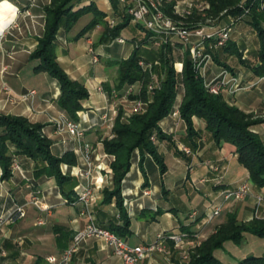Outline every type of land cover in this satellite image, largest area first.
Listing matches in <instances>:
<instances>
[{
    "label": "crops",
    "instance_id": "0c3cea01",
    "mask_svg": "<svg viewBox=\"0 0 264 264\" xmlns=\"http://www.w3.org/2000/svg\"><path fill=\"white\" fill-rule=\"evenodd\" d=\"M181 1L195 3L199 0H172L173 3ZM50 2L0 0V114L23 116L31 122L42 124L43 132L52 140L51 153L61 156L65 152H73L76 163L60 164L62 174L69 178L63 186L65 194H62L55 178L36 176L34 161L27 157H16L19 169H13L8 179H2L0 167V218H7L15 205H24L26 210L25 217L17 221L6 219L0 226V264H51L46 257H58L72 243L74 232L86 224V218L81 214V204L75 199L78 191L87 183L92 188L90 208L95 222L103 226L111 218L118 220L119 217L114 200L103 202L104 189L111 190L113 186L112 173L108 169L111 158L103 151L100 138L106 133L105 116L112 115L120 106V101L108 94L117 76L116 66L112 62L128 57L133 50V42L97 44L93 49L99 55L98 61L93 63L88 51L93 45L90 37L96 34L99 37L100 28L88 35H79L83 27L76 35H72L74 25L70 29H58L55 39L56 60L72 80L81 83L88 91V97L81 101L82 109L77 111L75 120L84 131L83 138L79 141L67 133L59 134L56 121L69 116L57 103L60 94L58 83L46 72H35L33 67L38 61L30 57L44 33V8ZM95 3L100 10L108 13L110 3L107 0H95ZM228 21L230 17L226 16L216 24H206L207 28H211L222 26ZM235 25L238 30L245 26L253 30L247 22H237ZM122 34L136 38L139 35L138 28L130 22ZM253 35L256 39L255 32ZM241 37L234 39L232 36L231 40L237 44ZM257 44L256 40L252 48L256 49ZM252 48L244 47V55L247 56ZM174 55V66L180 70L182 55L177 51ZM231 68L235 70L228 71L238 77L241 89L233 94L225 91L222 95L243 111L264 118V74L256 75L239 63ZM222 69L226 68L215 62L209 66L213 75ZM193 124L199 137L194 140L195 148H191V154L186 155L178 150L179 143L190 146L184 122L172 115L160 121L161 129L171 136L170 140L157 143V151L162 155L166 168L164 172L160 171L151 155L145 154L141 160L145 179L139 161L132 159L121 184L123 208L130 219V234L123 238L130 244L151 242L156 233L177 232L182 226L188 231L200 233L215 229L223 217L207 221L211 203L214 205L222 201L221 190L235 188L248 177L246 169L236 159L233 146L215 144L205 132L202 120L193 118ZM254 130L264 140V123L256 125ZM84 142L91 146L92 169L88 176L80 155ZM226 150L229 152L228 157ZM179 165L186 166L188 174L190 171L196 172L195 177L185 175L179 181L174 180L171 171ZM33 190L37 191L38 202L48 207L47 211L41 212L29 203ZM145 190L148 193H144ZM188 190L192 198H200L197 207H188L179 198ZM252 192L263 194L264 188L252 186ZM224 209L221 215L234 209L237 217L246 221L252 217L254 200L247 198L239 203H229ZM179 212L184 214L183 219L179 217ZM189 212H195V217H188ZM261 212L264 213V205L261 206ZM39 215L44 220L42 225L35 223ZM244 240L242 247L232 241H225L222 247L214 250L215 258L220 264H239L245 256L264 257V238L244 233ZM70 264H120V260L102 240L91 237L80 242ZM141 264L163 263L161 256L154 254Z\"/></svg>",
    "mask_w": 264,
    "mask_h": 264
},
{
    "label": "trees",
    "instance_id": "16d2710c",
    "mask_svg": "<svg viewBox=\"0 0 264 264\" xmlns=\"http://www.w3.org/2000/svg\"><path fill=\"white\" fill-rule=\"evenodd\" d=\"M107 1L113 10L112 16L120 19L113 27H107V12L100 10L95 0H51L50 4L44 8V33L30 56L31 59L38 61L33 67L35 72H46L57 81L60 90L57 103L71 119L76 120L77 111L82 109L81 101L88 97V91L81 83L72 80L56 60L55 39L58 29L60 27L70 29L82 15L90 13L91 19L83 26L79 35L85 34L96 25H103L102 37L107 39L124 37L130 39L134 44V49L126 60L114 61L119 65V82L126 84L140 82V91L136 97L142 100L148 98L151 100L146 112L134 115L128 120V123H121L117 119L114 125V137L103 142L104 151L114 156V160L110 163L113 188L111 190L104 189L103 202L108 203L114 200L119 209L118 220L111 218L103 226L121 237L130 234V219L122 203V180L130 169L132 153L136 148L140 151L141 156L146 153L150 154L160 171H165L163 157L157 151V145L153 144L149 138L151 135H156L159 141L171 139L168 134L161 131L159 122L174 109L178 93L181 94L179 115L185 123L186 138L191 148H195L194 140L199 137L193 124V118H198L203 121L205 132L210 135L215 144L229 143L234 147L236 159L246 169L249 180L256 187L264 188V140L254 130V127L264 122V119H252L251 114L228 103L222 95L210 93L204 87L202 78L195 71L188 51H185L181 56L182 66L178 70L174 66L176 50L174 51L167 45H162L159 48L154 47L152 33L143 26L134 23L139 34L136 38L124 36L122 31L132 22L131 18L117 0ZM202 1L208 6L201 9L194 7L192 14L187 18L196 26L207 18L220 20L227 15H237L242 12L239 7L241 0ZM251 1L247 0L246 6H249ZM254 4L251 11H255L257 1ZM172 6L173 2L171 1L164 8L169 15H173ZM233 7L235 10L232 9ZM224 10L225 14L219 16ZM257 17H259L258 14L256 16L251 14L241 18L251 26L258 41L256 49L251 51L250 56L242 55L239 46L231 38L220 50L235 55L239 64L254 74L263 75L264 24ZM178 54L180 53L178 52ZM217 56L218 50L212 52L213 60L216 63L230 72L234 71L227 64L219 62ZM138 61L152 64L155 71L157 70L155 82L159 86L154 87L151 93L147 90V85L151 81L150 70L141 68ZM41 127V124L30 122L23 116L0 114L1 177L2 179L10 178L13 160H16L18 156H24L34 161L36 176L45 175L55 178L62 194H65L63 186L69 178L62 174L60 164H75L76 156L73 152H65L61 156L52 154L50 151L51 141L40 133ZM140 166L144 173L141 164ZM144 177L146 179L145 173ZM68 199H70L69 196ZM69 201L71 202V200ZM180 230L186 229L182 226ZM244 233L264 238V219L253 218L245 222L238 219L236 213H225V220L218 224L216 231L195 249L196 252L185 264H220L213 254L214 250L222 247L223 243L228 240L240 243L244 239ZM250 263L264 264V257L250 255L241 260V264Z\"/></svg>",
    "mask_w": 264,
    "mask_h": 264
},
{
    "label": "built area",
    "instance_id": "2783aa9c",
    "mask_svg": "<svg viewBox=\"0 0 264 264\" xmlns=\"http://www.w3.org/2000/svg\"><path fill=\"white\" fill-rule=\"evenodd\" d=\"M118 4L123 6L126 14L130 16L131 21L139 24L152 33V44L154 47L162 45L170 46L181 55L188 51L189 58L197 74L202 78L204 87L212 94L221 95L223 92L233 94L241 89L238 83V77L231 74L227 69H222L218 74L211 76L207 80L206 75L209 72V66L214 62L212 52L222 49L230 39V26L234 24L231 19L229 24L222 26H214L207 28V24L195 25L188 21L187 18L192 14L193 8H203L208 6L202 0L195 3L187 1L174 2L172 6L173 15L165 12V6L172 0H117ZM110 10L113 12L111 6ZM109 24L115 23V18L106 16ZM1 36V35H0ZM118 42L123 43L124 38L119 37ZM91 54V61L96 63L97 56L93 53L91 47L88 49ZM264 78V77H263ZM153 89V85L148 86ZM171 115L179 116V109L174 108ZM106 117V116H105ZM58 125L70 137L81 140L84 131L79 125L71 119H62ZM150 138L155 142V136ZM182 151L186 154L190 152L189 148L183 147ZM91 146L89 143L82 144L81 158L86 166V176L92 169V161L90 160ZM13 167L18 168L17 163L13 162ZM249 191L248 182L243 180L235 188L225 190L223 201H239L243 200ZM144 193H148L146 190ZM93 197L90 184H86L81 188L76 197V202L81 204V214L86 218V224L83 228L78 229L72 236V243L65 248L61 254L56 257L49 255L46 257L47 262L51 264H70L73 255L78 250L80 242L87 238H98L102 240L106 246L111 249L112 254L120 260V264H141L143 260L151 258L154 254L168 255L169 247H181L184 241H191L201 235L200 231L180 230L177 232H158L155 234L151 242L144 244L132 245L123 237L117 235L108 228L95 222L91 212L90 203ZM256 203L264 202V195L255 196ZM29 203L35 205L41 212L47 211L48 207L38 202L37 195H31ZM223 208L222 201L215 203L211 207V211L207 217L210 221L213 217L218 216ZM26 211L24 205H16L8 214L7 218H0V226L7 221H17L25 217ZM188 217H195V212H189ZM35 223L44 224L43 218L39 215ZM189 259V255L185 256Z\"/></svg>",
    "mask_w": 264,
    "mask_h": 264
},
{
    "label": "rangeland",
    "instance_id": "374dc122",
    "mask_svg": "<svg viewBox=\"0 0 264 264\" xmlns=\"http://www.w3.org/2000/svg\"><path fill=\"white\" fill-rule=\"evenodd\" d=\"M242 1V0H241ZM241 1L239 3V7L241 8L242 12L237 14V15H227L228 17H230V20L232 19L234 21V23L236 24L237 22H242L241 18L242 17H248L250 16L251 14H254V16H256L258 14L259 17H257L260 22H262V24H264V0H252L248 5L249 6H246L247 5V0H243L242 1V4H241ZM246 1V2H245ZM255 1H257V5L255 7V11H251V7L252 5L255 3ZM255 5V4H254ZM233 10L234 7L232 8ZM108 11V15L112 17V11L110 10V8L107 9ZM223 14H225V10L223 12L220 13L219 16H222ZM261 15V16H260ZM92 17L91 14H84L82 15L77 21L76 23L74 24V26L72 27V30H71V33L72 35H76L78 33V31L81 30V28L89 21V19ZM115 18V23L111 26L109 24L108 21H106L107 23V27H113L115 26L119 21L120 19L117 18L116 16H113ZM226 17V16H225ZM237 18V19H236ZM221 20V19H220ZM218 18H215V19H212V18H207L205 19L204 21H201L199 22V24H205L207 23L208 25H212V24H216V22L220 21ZM244 22V21H243ZM230 22H226L225 24H229ZM224 24V25H225ZM233 24L230 26V38L233 36L234 39L237 38V37H241V40L239 39V41L237 42V46H239L240 48V51L242 52V55L245 54V51H244V47L246 46H250V48H252L255 44H256V40L257 38L255 39V36L253 35L254 34V31L251 30L249 27L247 28L246 26L245 27H242L241 30H238L236 25ZM130 28H132V24L129 25ZM100 28V35L98 37V35L96 34L93 38L90 37V39L92 40V43L93 45H91V48L93 50V53L97 56L98 58V54L94 51V49L97 47V44H112L114 42L116 43H119V44H124V43H127V42H130V39H125L124 37V42L123 43H120L117 41V38L115 39H107L106 37H102L103 36V32H104V26L103 25H96L94 26L91 30L87 31V35L88 34H91V32L94 30V29H98ZM242 31V32H241ZM85 33V34H86ZM238 40V39H237ZM258 42V41H257ZM91 43V44H92ZM93 46V47H92ZM95 47V48H94ZM94 48V49H93ZM133 49H134V44H133ZM254 48H252L251 51H253ZM251 51L248 53V56H250V53ZM230 52H221V50H218V56H217V60L221 63H225L227 64L228 66L232 67V66H235L237 65L239 62L236 58L235 55H231L229 54ZM247 54V53H246ZM129 57V56H128ZM128 57L124 58V59H118V60H126ZM215 62V61H214ZM113 65L116 66V79H115V82H114V86L112 89H109L108 90V94L110 97H112L113 99H116V100H119L120 101V106L116 109L115 113H113L112 115H106L105 119H106V127H105V130H106V133L103 134L100 138V142H101V145H102V149L104 151V146H103V142L104 141H109L111 140L113 137H114V125H115V121L117 119H119V121L121 123H128V120L131 119L134 115L136 114H141V113H144L146 112L147 108H148V103L150 102V98H148L147 100H142L141 98H137L136 96L139 94V85H140V82H136V83H133V84H126V83H120V79H119V65L112 62ZM216 63V62H215ZM218 64V63H216ZM138 65L141 67V68H145L146 70H150L149 71V74L151 76L150 78V82L148 83L147 85V90L149 93H151L153 91V89H149V85H153V87H158V83H156V71L154 69V65L152 64H145L144 61H138ZM180 66V62L178 64V68ZM233 70H235V68H233ZM66 73V72H65ZM210 75L213 76V74H211L210 70L208 72V74L206 75V79L208 80L210 78ZM222 95V94H221ZM181 94L178 93L177 97H176V102L174 104V108H178L179 109V106H180V103H181ZM222 97L224 98V96L222 95ZM228 103L230 104H233L232 101L228 98H224ZM234 105V104H233ZM174 110V109H173ZM246 112V111H245ZM246 113H249L252 115V119H256V118H261V119H264L263 116H259V115H256L252 112H246ZM171 115V113L169 114ZM179 119H181L180 115L177 117ZM62 119H71L70 117H64ZM62 119H59V121L57 120L56 122V131L57 133L61 134V133H65L63 130H61V127L58 125V123L62 120ZM73 120V119H71ZM182 120V119H181ZM75 121V120H73ZM183 121V120H182ZM31 122V121H30ZM184 122V121H183ZM34 123V122H33ZM264 122H262L263 124ZM40 124V123H39ZM160 124V122H159ZM185 124V123H184ZM261 124V123H260ZM42 125V124H41ZM160 127V125H159ZM186 127V126H185ZM161 129V127H160ZM186 130V129H185ZM161 131L165 134H167L166 132H164L162 129ZM40 133L45 136L47 139H49L51 141V144H52V140L43 132V125L41 127V130H40ZM170 136V135H169ZM171 137V136H170ZM150 141L153 143V144H156L158 143V138L157 136L155 135V142L152 141L151 138H149ZM179 147H178V150L184 154H186L184 151H182V148L185 146L187 148H189L190 152L187 153L186 155L188 154H191L192 150H191V146H187V145H183L181 143H179ZM227 145H231L229 143H227ZM51 147V146H50ZM51 151V150H50ZM105 152V151H104ZM106 153V152H105ZM111 159H110V162L108 164V169L109 171H111L110 169V163L112 162V160H114V156L113 155H110L108 153H106ZM132 157H131V162H132V159L133 158H136L135 161H139V164H141V160H142V157H144L145 154H143L141 156V153L140 151L136 148L133 153H132ZM147 154V153H146ZM150 155V154H149ZM226 155L227 157L229 156V152H227L226 150ZM152 157V156H151ZM232 156H230L229 158H231ZM16 162L17 163V166L18 168H14L13 167V163H12V171L13 169H19V164L17 162V160H13V162ZM142 165V164H141ZM188 168L186 166H180L177 167V168H174L172 172V175H173V179L174 180H177L179 181L182 177H184L185 175H189L191 178L195 177L196 175V172H192L190 171V173L188 174L187 172ZM112 173V171H111ZM192 175V176H191ZM246 181L248 182V186H249V191H248V194L247 196L243 199V200H239V201H235V202H231V201H223V195L222 193L225 191V190H228V189H232V188H228V189H225V190H221L219 193L222 197V203H223V208L221 210V213L218 215L219 217L221 216V218L223 217V220H225V213L227 212H232V213H236L234 209L232 210H227L222 214V211H224V207L226 208V206L229 204V203H239V202H242L244 200H246L247 198H253L254 200V209L252 211V217L249 219V220H246L245 222H248L250 221L251 219H264V213L261 212V206L264 205V202H259V203H256V199H255V196L257 195H260L262 193H253L252 192V186L255 187V188H258L256 187L255 185L252 184V182L249 180V178L247 177L246 178ZM242 182V181H241ZM240 182V183H241ZM239 183V184H240ZM238 184V185H239ZM112 186H113V183H112ZM35 191V192H34ZM187 193V194H186ZM31 195H37V191L36 190H33L32 191V194ZM77 197V196H76ZM31 198V197H30ZM179 198L181 199V201L184 202V204L188 207H197L199 205V200L200 198L199 197H191V193L190 191L188 190L187 192L179 195ZM76 200V199H75ZM217 203V202H216ZM16 206V205H15ZM15 206L13 207V209L15 208ZM213 204L211 203L210 207H212ZM25 207V206H24ZM12 209V210H13ZM11 210V211H12ZM26 211V210H25ZM218 216H215V217H218ZM179 217L181 219L184 218V214L182 212H179ZM214 218V217H213ZM239 219V218H238ZM242 220V219H240ZM243 221V220H242ZM220 224V223H219ZM216 231V227L215 229L213 230H209V231H205L204 233H201V235H199V237L197 238H190L191 241H184L183 242V245L181 247H174V246H170L169 247V253L168 255H164V254H156V256H161L162 258V263L163 264H185V263H188L191 259V255L194 254L196 251L195 249L212 233H214ZM228 241H231V240H228ZM245 240H241L240 243H235L237 246L239 247H242L244 246ZM233 242V241H232ZM234 243V242H233ZM109 250L111 251V249L109 248ZM189 255V259L186 258L185 256ZM246 257V256H245ZM245 257H242L241 259H244ZM161 260V259H160ZM239 264H241V260L238 262ZM250 264H253V263H250Z\"/></svg>",
    "mask_w": 264,
    "mask_h": 264
}]
</instances>
